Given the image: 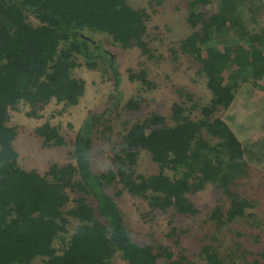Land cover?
<instances>
[{
  "label": "trees",
  "instance_id": "obj_1",
  "mask_svg": "<svg viewBox=\"0 0 264 264\" xmlns=\"http://www.w3.org/2000/svg\"><path fill=\"white\" fill-rule=\"evenodd\" d=\"M145 2L138 7L135 0H0V264H112L115 259L196 264L167 245L174 228L165 245L150 237L141 244L133 241L111 192L125 191L152 211L192 218L199 210L191 196L208 186L220 198L207 214L209 234L204 226L198 258L204 264H264L259 259L264 252L255 245L235 240L231 249L220 244L231 228L238 237L244 224L260 228L253 211L258 200L236 188L248 179L252 164L263 163L264 141L261 148L256 140L244 148L222 115L242 85L264 92V0H175L190 33L170 53L174 62L184 59L195 68L210 98L201 103L179 89L166 115L149 111L129 125L123 122L109 154L111 168L91 169L90 128L98 126L92 115L76 132L68 162L44 172L18 165L17 132L9 124L13 112L24 110L23 115L37 119L52 102L76 106L86 87L73 75L79 67L113 77L118 87L103 39L122 51L137 49L144 62L153 60L147 23L154 12L147 9L163 0ZM146 70H127L128 79L155 89ZM110 100L113 110L118 107L117 119L144 101L131 97L121 109L119 96ZM258 131L261 138L264 129ZM34 134L43 147L65 144L47 122ZM142 152L155 165L154 174L137 173Z\"/></svg>",
  "mask_w": 264,
  "mask_h": 264
},
{
  "label": "rangeland",
  "instance_id": "obj_2",
  "mask_svg": "<svg viewBox=\"0 0 264 264\" xmlns=\"http://www.w3.org/2000/svg\"><path fill=\"white\" fill-rule=\"evenodd\" d=\"M135 2L140 4L138 7L147 4L145 0L144 4L137 0ZM133 4L137 6L136 3ZM147 12H154L147 23L153 60L144 62L137 49L122 51L112 48L107 40L103 39V47L112 53V62L117 72L116 89L113 86V77L104 78L98 70L79 67L74 70L73 75L84 80L86 87L84 95L76 106L64 107L52 102L41 111L37 119L23 115L24 110L12 113L9 124L17 132L13 148L18 154L17 161L21 168L44 172L52 164L63 165L68 162L71 159V144L76 132L86 118L92 115L98 120V126L90 128L92 143L89 149V162L93 173L102 172L111 168L109 154L114 147L112 143L123 132V122L129 125L139 117H144L149 111H158L166 115L170 105L178 100L179 89L194 94L195 101L205 103L209 100L210 94L205 88L204 80L196 76L195 68L184 59L174 62L170 53L169 48L174 47L190 33L184 19L185 12L175 6V0H163L161 5H154L148 8ZM31 22L36 25V20L31 19ZM145 68L148 76L155 83V89L145 90V87L140 86L138 82H130L128 79L127 70L139 72L140 69ZM112 96H119L121 109L131 97L136 100L143 98L144 101L140 103L138 110H125L121 118L117 119L118 107L112 109L114 107L110 100ZM109 112L111 113L108 114ZM102 118L104 121L100 122ZM222 119L233 129L244 148H249L254 140L261 148L260 142L264 141V135L259 138L258 130L260 127L264 129V92L254 89L251 85H242L236 93L233 106L223 113ZM45 122L56 128L64 138L63 146L43 147V140L35 136L34 129ZM136 171L138 174L148 176L154 174L157 169L149 156L142 152L137 160ZM247 177L248 179L236 190L244 193L247 198L256 197L258 200L253 211L260 228L252 229L244 224L243 227H238L242 233L240 237L237 236L236 229L231 228L221 237L220 244L222 243L225 248L229 246L233 249L235 240H238L247 245H255L256 251L264 252V161L257 166L252 164ZM216 191L215 187L208 186L191 196V201L199 210L198 215L192 218H176L170 212L152 211L145 202L126 194L125 191L120 196H116L114 192L111 194L124 216L125 225L133 241L141 244L144 241L148 242L150 237L156 241L160 240L165 245L166 235L174 228L177 230L176 235L167 241V245L173 247L174 253L182 254L196 264H204L197 256L204 245L199 239L205 233L204 226L207 230L206 237L209 234V227L205 221L207 214L211 213L218 202L217 198H220ZM209 226L211 227L210 224ZM220 236L219 234L218 237ZM259 259L264 260V255ZM112 264L125 263L115 259Z\"/></svg>",
  "mask_w": 264,
  "mask_h": 264
}]
</instances>
